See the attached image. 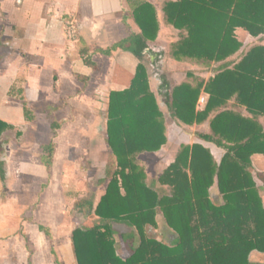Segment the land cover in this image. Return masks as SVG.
<instances>
[{"label":"trees","instance_id":"16d2710c","mask_svg":"<svg viewBox=\"0 0 264 264\" xmlns=\"http://www.w3.org/2000/svg\"><path fill=\"white\" fill-rule=\"evenodd\" d=\"M129 3L139 33L131 32L105 49H95L103 55L120 49L138 63L128 87L108 95L106 143L115 169L94 206L88 200L77 205L98 222L87 219L72 230L76 264H252V252L264 254V206L257 189L264 177L254 174L251 164L253 154H264V128L259 121L264 116V45L252 46L236 62L226 60L242 47L237 28L252 37L264 34V0L163 3L164 22L179 31V38L170 44L174 60L206 67L223 62L207 80L181 82L164 94L172 118L188 126L207 121L209 133H197V137L224 151L218 162L200 143L181 144L174 161L158 178L170 189L166 195L146 184V173L137 163L139 154L157 152L167 142L164 114L144 61L153 54L149 42L157 39L160 25L152 3ZM88 51L83 49L84 62L96 70ZM202 93L207 98L198 109ZM231 100L233 107H243L248 116L228 108ZM57 126L52 120V130ZM7 128L0 120V137ZM53 147V143L43 146L41 162L47 169ZM214 186L220 202L211 198ZM158 213L176 233L175 243L146 236L145 227L156 225ZM114 222L133 228L137 244L134 232L120 234L118 244Z\"/></svg>","mask_w":264,"mask_h":264},{"label":"crops","instance_id":"0c3cea01","mask_svg":"<svg viewBox=\"0 0 264 264\" xmlns=\"http://www.w3.org/2000/svg\"><path fill=\"white\" fill-rule=\"evenodd\" d=\"M147 1L156 8L160 25L156 42L163 32L165 22L162 6L167 0L161 3L159 0ZM129 2L0 0V120L8 124L0 137V187L9 193L6 194V200L0 201V264H76L71 232L77 226L68 229L70 208H74L78 215H84L78 203L88 200L94 206L108 181L94 202L91 198H75L72 206L65 192L68 190L62 182L65 177L75 175L74 164L69 162L79 158L75 153H83L86 149L90 153L91 148L93 151L96 149L98 158H108L105 151L108 148L107 119L104 126L100 127L95 113V103H98L95 98L101 100L105 95L103 100L107 110L109 92L128 87L138 60L120 49L110 55L95 52V49H105L131 32L139 33L130 17ZM126 16L129 18L124 23ZM164 27L175 32L172 42L179 38L178 30L170 25ZM236 36L242 42V47L227 62L238 61L251 48L246 46L250 39L255 40L254 45H264V34L252 37L245 30L237 28ZM154 42H149V46ZM85 47L89 49L92 62L97 65L96 70L84 62ZM171 60L176 64L195 63L176 61L172 57ZM221 63H212L210 66L214 64L217 70ZM10 84H17L11 92L8 91ZM102 87L109 91L103 92L100 89ZM204 95L207 96L205 93L200 96ZM6 97L9 99L6 100ZM233 106V101H229L228 108L248 116L243 107ZM87 109L94 115L84 119L80 113ZM48 112H51V116ZM60 117L62 121L58 119ZM52 120L58 125L54 130L51 128ZM259 121L264 128V116L259 117ZM204 123L207 126L204 133H209L208 122ZM101 132L105 134L103 143ZM166 137V144L158 152L137 156V159L145 161L146 175L148 171H153L152 160L155 159L156 165L161 166L157 178L174 161L181 144L169 156L166 153L169 144L167 127ZM49 143H53L54 147L50 168L47 169L41 162V156L43 146ZM193 143L208 148L218 162L224 153L221 148L206 141L183 144ZM214 148L215 154L212 151ZM165 159L169 161L161 164ZM251 164L253 173L264 177V154H253ZM43 178L45 183L41 184V189L44 188V191L40 194L39 204L36 201L27 204L25 198L24 201L17 196L16 193L25 191L36 198L37 182ZM212 189L216 190L217 202H220L217 187L210 189V195ZM257 189L264 206V183L258 182ZM13 200H17V203ZM86 220H82L81 225ZM115 226L128 229L121 230ZM112 227L117 240L120 234L136 232L123 223L114 222ZM148 228L156 232L159 230V236L154 238L158 241L172 244L177 240L176 233L167 226L162 214H157L155 226H147L145 230ZM136 236L138 240L137 233ZM164 238L169 241L165 242ZM253 258L264 264V254L254 251L250 254V261Z\"/></svg>","mask_w":264,"mask_h":264},{"label":"rangeland","instance_id":"374dc122","mask_svg":"<svg viewBox=\"0 0 264 264\" xmlns=\"http://www.w3.org/2000/svg\"><path fill=\"white\" fill-rule=\"evenodd\" d=\"M162 1L164 2L165 0H159V3H161ZM125 18H129V16H126ZM164 26H169V25L164 23ZM164 26H163V32L161 33L160 40H157L156 42L150 44L153 54L146 56L144 61L148 68L150 87L157 98L161 111L164 114V124H165V127H167L168 129V138H169V144H168L166 153L169 156H171L172 154H174V152L176 151V149L178 148L180 144L202 141L199 137H197L196 134L204 133L207 130V126L205 123L193 124L191 126H188L172 118L171 112L168 109L167 104L165 102L164 94L168 90H171L174 86L180 84L181 82H185V81L193 82L194 78L205 80L207 77H212V75H214L216 73L215 71L217 70L215 69L214 64L212 66L206 67V66H201L197 63H192L191 65H188V64H176L175 62H173V60H171V56L169 52H170V44L174 40V37H175L174 35L175 32H173L172 30H168L169 28L164 27ZM254 44H256L255 40L250 39L249 42L246 43V46L252 47L254 46ZM158 55H161V57H158ZM104 66H105V63H104ZM188 74H190L191 76H189ZM164 82L167 83L166 86H164ZM16 86L17 84L8 85V88H9L8 91L11 92L13 88L16 89ZM100 89L103 92L109 91V89L106 90L103 87ZM204 97L206 100L207 96L204 95ZM104 98H105V95L101 100L95 98V100H97L98 102V103H95L96 108H97L95 113L97 115V118L99 119L100 127L104 126L105 120L107 119L106 106H105L106 102L105 100H103ZM8 99L9 98L6 97V100ZM204 104L201 106H197V108L202 109ZM80 114L83 116L84 119H88L91 117V115L92 116L94 115V113H92V111L90 112L89 109H87V111L84 110V112H81ZM58 119L62 121L63 118L60 117ZM101 133H102L101 140L103 143V139H105V134H103V132ZM84 145L87 146L86 143ZM103 148H105L104 145H103ZM106 149L105 151L108 155V158L106 160H102L101 158H98L96 149L95 151H93L90 148V151H91L90 153L88 152L89 150L87 149L83 150L84 151L83 153H75V154H78L79 158L72 159L71 161H69L72 164H74L73 173L75 175L65 177L63 179L62 185L64 186L65 189L68 190V191L65 190V192L67 196L69 197L70 206L73 205L71 203L75 198L76 199L81 198V197H84L86 199L91 198L94 202L95 199L102 192V189L105 183L109 180L110 174L115 169L114 158L111 155L109 149L108 148ZM212 151L214 154L216 153L215 148L212 149ZM168 161H169L168 159H165V162L163 161L161 164H166ZM62 162H65V160H63ZM144 162L145 161L141 160L140 158L137 159V163L141 165L143 169L145 168ZM151 162L154 167H153V171H148V174L146 175L147 176L146 181H145L146 184L149 187L153 188L159 195L169 194L170 189L168 187L160 185L157 181L158 179L157 177L160 173L161 166L156 165L155 159L152 160ZM43 183H45V178L37 182V189H36L37 197L36 198H34L32 194L30 195L28 192H25V191L18 192L16 194L17 196H19V198H21V200L22 199L24 200L25 198V200L27 201L26 202L27 204L35 203V201H36V204H39L40 194L44 191L43 190L44 188L41 189V184ZM7 192L8 190H4L2 187H0V201L8 197V195L6 194H9V193ZM29 195L30 197H28ZM9 198L12 201L11 197ZM211 198L214 202H217L218 200L216 190L214 189L211 190ZM13 201L17 203V200H13ZM28 209L29 208H27L26 211ZM83 213L84 215L83 214L78 215L76 211L74 210V208L73 209L70 208V211H69L70 221L68 225L69 230H71L75 226L81 225L82 220L84 219H89L93 223L98 222V219L95 216L93 215L87 216L84 211ZM160 214L161 213H158V215ZM115 228H121V230L128 229L124 226L123 227L115 226ZM134 233L136 236V232ZM145 234L147 237L155 238L159 236V230L156 232V231L151 230V228H148V230H145ZM115 239L117 240V236H115ZM163 240L165 242L169 241L166 238H164ZM117 241L119 244V240ZM137 242L138 240L136 239V244ZM251 263L260 264L259 260H257L256 258H253Z\"/></svg>","mask_w":264,"mask_h":264},{"label":"built area","instance_id":"2783aa9c","mask_svg":"<svg viewBox=\"0 0 264 264\" xmlns=\"http://www.w3.org/2000/svg\"><path fill=\"white\" fill-rule=\"evenodd\" d=\"M205 97L204 96H200L198 99V105L201 106L205 103Z\"/></svg>","mask_w":264,"mask_h":264}]
</instances>
